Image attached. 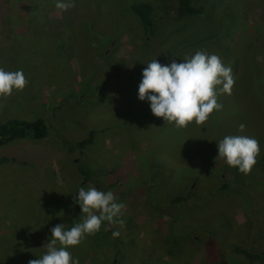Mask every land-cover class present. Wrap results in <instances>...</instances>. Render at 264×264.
<instances>
[{
    "label": "rangeland",
    "instance_id": "obj_1",
    "mask_svg": "<svg viewBox=\"0 0 264 264\" xmlns=\"http://www.w3.org/2000/svg\"><path fill=\"white\" fill-rule=\"evenodd\" d=\"M175 1L126 0L129 3L148 2L153 9L151 17L159 25L174 16ZM248 1L245 0L246 5ZM260 3L264 4V1ZM260 3L245 16L247 27L242 33L241 43L253 40L254 36H262L264 39V24L259 21L257 23L254 18L258 9L264 13ZM221 4L218 0H207V5L214 10L206 11L197 21L210 23L212 34L222 21L224 29L229 32L228 37L234 42L239 34V21L234 17L235 11L231 9L230 18L234 20L231 25L228 9L224 11V15L220 11L224 3ZM119 10L109 11L108 20L116 19ZM64 14L62 11V14L57 15L58 19ZM126 19L130 22H125L122 26L127 27V30L120 36L112 55L115 59L124 60V67L129 71L132 56L128 43L132 41L139 44L133 37L136 36L133 32L139 29L141 31L143 26L140 22L135 23L132 16L125 14L122 20ZM50 24L56 27L58 23ZM117 29L121 31L120 28ZM189 29L192 30V27ZM42 33L35 32V35L29 37L28 49L27 46H18L24 56H35L36 61L34 59L30 64L22 65L14 56L9 61L10 54L16 51L0 49V67L6 71H15L16 66H21L24 72L27 71L23 73L27 81L24 89L0 98V123L13 118L32 120L41 116L49 126V136L45 140L26 137L0 147V159L12 160L0 165V223L3 226L8 222H12L14 226L20 223L25 230L26 241L35 247V257L39 258L44 254L50 239V229L56 224L70 225L77 219L79 207L74 200L77 189L80 186H93L77 176L72 164L75 155L73 158L67 154V148L72 147L76 141L91 136L93 139L90 145L82 152L83 160L96 169L98 174L100 171L105 172L99 181H95L99 190L105 191L108 185L116 183L111 192L117 202L124 205L120 216L123 223L104 222L101 225L102 232L109 239L113 238L112 231L119 232V236L113 238L118 243L113 246V243L98 245L90 253L87 246L97 243L96 232L86 235L77 247L69 248L79 264H135V260H139L141 264L153 263L155 256L151 257V254L156 253L157 246L152 243L149 248L154 249L151 248L152 253L148 257L149 251L146 252V248L141 245L149 244V235L153 234L154 229L164 227L165 234L168 225L165 217L156 215L155 210L147 206L148 200L153 205H158L160 198L165 201L188 193L187 203L177 207L180 224L176 226L174 223L170 229L177 239L172 241L169 234L166 246L170 256L165 264H209L208 250L203 243L212 240L219 248H224L227 264H264L246 261L232 250L238 246L252 253L264 252V166H258L256 174L253 171L252 177L245 179L243 184H236L223 171L224 161L216 158L215 145L225 135H246L254 137L259 149H264V64L262 67L258 64V68L256 65L261 62L262 49L251 46L245 50V56H242L243 75L237 78V82L245 84L244 89L237 92L240 88H234L238 97L221 94L224 98L218 96V103L222 108L211 113L205 123H190L179 128L154 118L147 102L139 101L134 105L132 81L121 85L115 82L112 88L117 90L112 93H105L103 90L104 94L98 96L101 101L99 106L93 109L86 101L82 104L77 102L80 94L81 98L86 96L81 93L79 82L86 77L82 72L90 69L85 67V62L93 49L91 45L81 44V41L88 44L91 35L70 31L65 26L52 30L51 34L45 31ZM129 35H132V40ZM196 40L192 41L188 57L197 51L194 43ZM68 45H72V50ZM113 45L114 42L106 46L107 53ZM204 47L205 52L219 55L213 44ZM242 47L245 46L242 44ZM75 53L79 55L75 57ZM220 58L225 65L231 66L228 56ZM235 58L241 62L240 55ZM91 60L89 65H95L98 62L97 55L94 54ZM120 68L118 65L117 71ZM96 74L104 84L107 77L103 76L102 70ZM70 106L76 111L72 108L69 114L66 109ZM128 107L143 110L148 108L143 117L145 121L138 122L140 117L134 111L125 109ZM135 119H138L137 124H133ZM240 124L244 125L242 131H238ZM19 163L24 166H19ZM242 176L246 175L240 173L239 177ZM6 183H12L13 186L8 191H5ZM224 183L227 184V189L218 195L217 189ZM7 202L12 204L11 209ZM162 211L167 212L168 209ZM189 230L194 233V236L191 233L193 238L188 233ZM1 231L3 234L4 230ZM118 250L119 254L115 257ZM27 261L28 259L20 258L22 264Z\"/></svg>",
    "mask_w": 264,
    "mask_h": 264
},
{
    "label": "trees",
    "instance_id": "obj_2",
    "mask_svg": "<svg viewBox=\"0 0 264 264\" xmlns=\"http://www.w3.org/2000/svg\"><path fill=\"white\" fill-rule=\"evenodd\" d=\"M262 1L260 0V2ZM175 2L174 16L171 19H166L164 23L159 25V22L151 17L153 9L148 2L129 3L126 2V0H117L116 2L112 0H110V2L108 0H71L72 7L65 10L64 16L61 19H58L57 15L62 14V11L55 8V0H0V49L4 50L7 48L16 51L13 52L12 55L10 54L8 58L9 61L12 60L14 56L18 63L22 65L23 63L30 64V62H33L34 59L36 61L35 56L32 58L27 55L24 56L18 50V46H27L28 49L30 47L29 37L31 35H35V32L36 34H43L42 31H45L48 34H51L52 30H58L61 26H65L70 31L75 30L83 35H86L85 33H87V35H91V37H89L90 39L88 44L81 41V44L86 46L91 45L93 49H91V55L87 58V62H85V67L90 69L88 72L85 70L82 72L83 74H86V77H84L82 82H79L81 84V93L86 94V96L81 98L80 94L77 102L79 101L80 104H82L86 101L93 109V107L99 106L101 101L98 99V96L104 94L103 90L105 93H112L117 90L116 88H112V85L115 82H119L121 85L122 83H126V81H132V99L133 104L135 105V103L139 102L137 100V86L141 79V71L145 65L153 59H156L160 64H167L171 60H176L177 63L179 61H183L185 57H188L187 54L189 48L192 46V41L197 39L194 42L196 44L197 51L205 52L204 46L213 44L217 49V52H219V57L225 55L231 59L230 67L234 77V84L230 96L233 98H235V96L238 97L237 93L234 92L236 90L234 88L236 87L237 90L240 88L237 92L244 89L243 85L245 84L237 82V78H241L243 75L242 70L244 66L242 56H245V50L251 46L261 48V62L257 64L255 62L254 63L257 65V68L258 64L259 67H262L264 64V39L262 36H254L253 40H250L245 44L241 43L242 33L246 31L244 28L247 27V20L245 19V16L253 7L256 8L260 2L257 0H249L246 5L245 0H218L220 4L224 3V6L221 4L222 9H220L224 15H226L224 11L228 9L227 15L229 23L232 25L234 22V20L232 21L230 18V15L232 14L231 9L235 11L234 17H237V20L239 21V34L234 42L231 41L230 37H228L229 32H227L226 28L224 29V23L222 24V21L216 27L214 34H212L213 31H211L210 23H206L205 21L198 23L197 19L202 17L206 11L214 10L212 7L207 5V0H176ZM260 5L264 8V4L260 3ZM117 10H119L117 18L109 21L107 18L108 12ZM125 14L132 16L135 23L140 22L143 26L141 31L140 29L137 31L139 33L136 31L133 32V34L136 35L133 37L139 41V44L136 45L132 41H129L128 43L130 44V55L132 56V65L129 71H127L124 67V60L115 59L112 55V50L116 48V44L119 41L120 36L127 30V27L122 25H124L125 22H130L127 19L125 21L122 20V17L125 16ZM255 14L254 18H256L257 23L259 21L264 24V13L258 9ZM54 22L58 23L56 27L50 24ZM190 26L192 27V30L189 29ZM117 28H120L122 32L118 31ZM129 38L132 40V35H129ZM81 40H83V37ZM14 41L17 43H14ZM98 41H101V43ZM112 42H114L115 45H113L107 53L106 46L112 44ZM242 44L245 46L244 48L242 47ZM68 46H70V49L72 48V45ZM206 53L212 54L210 51H207ZM94 54L97 55L98 62L95 65H89V62L92 61L91 59L94 57ZM78 55V53H75V57ZM238 55H240L241 62H238L235 58L236 56L238 57ZM110 57L112 58L110 59ZM118 65H120L121 68L117 71L116 68ZM14 69L15 71L22 70L23 73H27V71L24 72V69H22L21 66H16ZM101 70L103 76L105 75V77H107L104 84L102 83L100 76L98 77L96 74ZM84 83L86 84L85 86ZM117 88H119V86H117ZM219 96L224 98L221 94ZM218 99L220 98L218 97L217 100ZM137 105L140 107L142 106L139 103ZM72 108V106L67 107L66 111L69 113ZM125 109L134 111L135 115L140 117L139 121L138 119H135L133 124H137L136 121H145L143 120V117L146 116L144 114L147 113V109L143 110L133 107ZM126 113L131 112L126 111ZM126 113L125 115H127ZM147 116L150 115L148 114ZM154 118L160 120V118ZM64 122H62L61 127ZM48 136L49 126L47 120L41 116L34 117L32 120H26L25 118H13L0 123V147L9 145L10 143L22 140L26 137L27 139L32 140H45ZM263 136L264 134L262 137ZM91 139H93L91 136H87L83 140L76 141L72 147L67 148V154L69 156L72 155L73 158L75 155L72 164L75 166L77 176L80 177L83 182L88 184L91 183V185L93 184V186L99 190L95 181H99L102 177V173L104 176L105 172L100 171L98 174L96 169L89 164H86L83 160L84 154L82 152L90 145ZM62 140H64L65 143H68L65 138H62ZM10 161H12L10 158L0 159V165L3 163L8 164ZM19 166L24 165L19 163ZM223 166V171H226V174L234 183L237 184L242 182L243 184L245 179L252 177L253 171L256 174L255 170L258 169V166H264V149H259V154L256 157V163L252 169L245 174L246 176L239 177L240 173L237 172L235 168H231L225 163ZM115 185V182L108 185L105 191H113V187ZM11 187H13L12 183H6L5 191H8ZM226 189L227 184H222L217 189L218 195L223 193ZM189 195L190 194L188 193L185 196H174L170 200L165 201H161L162 198H160L158 205H153L151 200H148V204L146 203L150 209L153 211L155 210L154 212L156 215L165 217L168 225L165 234L163 232L164 227L162 229H154L153 234L149 235V244L146 246L141 245L146 248V252L149 251L147 253L149 254L148 257L151 255V257L155 256L153 263L151 264H165L166 261H169L170 253H168V247L166 246L169 234L172 236V241L177 239V236L173 235L170 232V229L174 223L176 226L180 224L177 207L179 208L182 204L187 203L189 200L187 196ZM12 204L9 203L10 209ZM165 208L168 209L167 212L162 211ZM12 220L8 219V221ZM14 222L16 224V220H14ZM169 225H171L170 228ZM2 229L4 230L3 234V231H1ZM192 231L194 232V229ZM192 231L189 230L188 232L190 233V236H192ZM97 239V243L93 242L91 245L87 246L90 253H93L94 249L97 248L98 245L103 244L106 246L113 243V246L114 243H118L113 238L109 239L102 232V227L101 230L98 231ZM152 243L158 248L156 251L157 254L155 252L152 253L151 250L154 248H149L152 246ZM203 245L207 247L208 250L207 259H210L209 264H227L225 261L226 254L224 248H219L217 246L218 244L213 240L209 243L204 242ZM116 249L120 248L116 247ZM164 249H166L165 252ZM232 250L234 253L244 257L246 261L264 263V252L258 254L252 253L245 248L238 246L234 247ZM150 253L152 254L150 255ZM115 254V257H117L119 250L116 251ZM159 254L160 257L158 256ZM35 255V247L32 243L26 241V233L23 226H20V223L17 226H14L12 222L5 223L4 226L0 223V264H22V262H20V258L28 259L29 261L31 259L38 258V256L35 257ZM28 261L25 262V264H28ZM135 264H141V262H139V260H135Z\"/></svg>",
    "mask_w": 264,
    "mask_h": 264
},
{
    "label": "clouds",
    "instance_id": "obj_3",
    "mask_svg": "<svg viewBox=\"0 0 264 264\" xmlns=\"http://www.w3.org/2000/svg\"><path fill=\"white\" fill-rule=\"evenodd\" d=\"M72 7L71 0H55V8L65 11ZM27 81L21 70L6 71L0 67V98L22 91ZM234 77L230 66L216 54L196 51L183 61L171 60L160 64L156 59L148 62L141 71L137 86V100L147 102L150 113L175 127L190 123L202 125L210 114L222 105L218 96L231 95ZM243 124L238 125L242 131ZM216 158L247 174L256 163L259 144L254 137L225 135L215 142ZM79 215L70 225L56 224L50 229L47 250L28 264H79L68 250L78 246L86 235H93L107 224H122L123 203L117 202L111 191H101L94 186H80L74 196ZM111 236H119L112 231Z\"/></svg>",
    "mask_w": 264,
    "mask_h": 264
}]
</instances>
